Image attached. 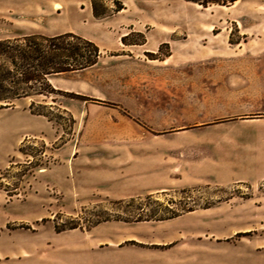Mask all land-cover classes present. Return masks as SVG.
Returning a JSON list of instances; mask_svg holds the SVG:
<instances>
[{
  "label": "rangeland",
  "instance_id": "1",
  "mask_svg": "<svg viewBox=\"0 0 264 264\" xmlns=\"http://www.w3.org/2000/svg\"><path fill=\"white\" fill-rule=\"evenodd\" d=\"M64 32L97 62L0 100V264H264V0H0Z\"/></svg>",
  "mask_w": 264,
  "mask_h": 264
},
{
  "label": "trees",
  "instance_id": "2",
  "mask_svg": "<svg viewBox=\"0 0 264 264\" xmlns=\"http://www.w3.org/2000/svg\"><path fill=\"white\" fill-rule=\"evenodd\" d=\"M187 1L203 6L211 2ZM99 56L100 49L95 42L72 32L54 36L32 33L0 38V92H4L0 94V100L13 99L30 90L57 92L49 82L50 75L87 68L95 64ZM176 215L177 212H172L159 219Z\"/></svg>",
  "mask_w": 264,
  "mask_h": 264
},
{
  "label": "crops",
  "instance_id": "3",
  "mask_svg": "<svg viewBox=\"0 0 264 264\" xmlns=\"http://www.w3.org/2000/svg\"><path fill=\"white\" fill-rule=\"evenodd\" d=\"M143 45H145V50L146 51H151L150 48H148V41H146ZM214 61L217 62V57L213 58ZM228 60H231V61H250V60H256V59H248V58H245V59H238V58H230ZM70 72V71H68ZM52 79H55L53 77L49 78V81L52 83V85L56 88L57 86L55 85L54 81ZM155 92H170V90H160V91H155Z\"/></svg>",
  "mask_w": 264,
  "mask_h": 264
}]
</instances>
